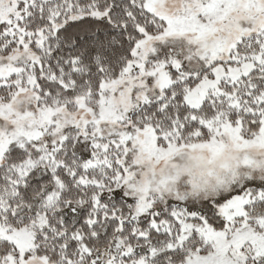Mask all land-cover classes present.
Returning <instances> with one entry per match:
<instances>
[{
  "label": "snow or ice",
  "instance_id": "1",
  "mask_svg": "<svg viewBox=\"0 0 264 264\" xmlns=\"http://www.w3.org/2000/svg\"><path fill=\"white\" fill-rule=\"evenodd\" d=\"M0 264H264V0H0Z\"/></svg>",
  "mask_w": 264,
  "mask_h": 264
}]
</instances>
